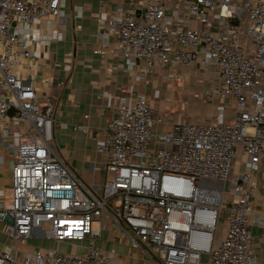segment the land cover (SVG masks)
<instances>
[{"label":"built area","instance_id":"2783aa9c","mask_svg":"<svg viewBox=\"0 0 264 264\" xmlns=\"http://www.w3.org/2000/svg\"><path fill=\"white\" fill-rule=\"evenodd\" d=\"M99 2L114 9L97 14L98 37L104 48L115 46L136 83L155 68L173 79L177 69L200 63L206 74L200 103L233 99L239 109L230 122L179 121L164 133L154 130L162 120L145 93L121 97L108 123L94 130L101 180L90 187L51 147L56 104L49 98L41 104L31 80L14 74L32 58L33 45L61 41L52 24L81 19L83 6L0 0V128L15 130L11 138L18 140L4 143L14 164L0 222L12 244L0 253V264H113L96 245L108 221L146 264H260L249 227L252 171L264 162V0ZM240 155L247 186L234 181L227 198ZM220 222L224 235L216 239ZM37 229L46 240L85 243V250L38 251L19 263L16 246Z\"/></svg>","mask_w":264,"mask_h":264},{"label":"crops","instance_id":"0c3cea01","mask_svg":"<svg viewBox=\"0 0 264 264\" xmlns=\"http://www.w3.org/2000/svg\"><path fill=\"white\" fill-rule=\"evenodd\" d=\"M69 5L83 6V17L77 20L68 19L65 25L52 24V29H58L62 33V40L52 42L49 46L37 44L38 48L33 45L32 58L27 61L22 60L21 65L14 70V74L21 79L31 80L41 104L47 98L56 104L53 133L54 140L56 139L61 147L60 154L84 183L96 187L101 180V174L95 173V169L102 159L94 152V130L103 128L108 123L118 100L121 97H134L142 92L147 95L154 110L151 100L156 90L154 86H159L158 91L166 95L165 91L171 90L170 84L177 80H186L190 85H187L189 91H196L195 99L200 103L199 94L206 88V83L203 82L206 74L205 68L200 63L192 68L177 69L173 79L166 78L164 72L155 68L144 76L141 83H136L135 71L126 70L115 46L109 45L104 48V41L98 37L96 16L101 11L114 9V5L103 6L99 0H69ZM66 12L69 13V8ZM190 25L197 27L198 24L194 21ZM99 50L102 52L101 55H93V52ZM59 82H63L64 85L59 87ZM193 87L196 89L194 90ZM149 90L152 91L150 96L147 94ZM200 105L199 117L196 119L205 120L204 122L212 120L216 123L230 122L239 109L233 99L226 102L214 99L208 104ZM161 119L163 125H157L158 129L155 127L154 130L168 132L174 123L166 122V119L171 118ZM76 125H88L91 130L89 133H80L74 130ZM14 131L0 128V202L4 204H8L10 200V173L14 164L13 151L4 143L14 146L18 144L17 139L11 138ZM68 147L72 150V154L66 151ZM247 170L245 157L240 155L234 162L233 172L227 184L228 188L230 186L227 198L233 195L231 190L234 188V181L247 186V183L242 181V175ZM263 172L264 162L252 171L250 197L252 223L249 227L254 253L260 264H264ZM220 227L223 230L221 239L224 235V226ZM11 244L12 241L6 235L5 225L0 222V253L8 251ZM96 245L103 252L114 257L113 264H146L143 253L130 250L112 222H107ZM16 247V258L20 263L24 256L38 251L54 250L63 254L79 255L84 252L85 243L49 241L44 239L40 229H37L29 240L19 243Z\"/></svg>","mask_w":264,"mask_h":264},{"label":"rangeland","instance_id":"374dc122","mask_svg":"<svg viewBox=\"0 0 264 264\" xmlns=\"http://www.w3.org/2000/svg\"><path fill=\"white\" fill-rule=\"evenodd\" d=\"M38 48L39 45H36ZM188 82L186 80H180L175 81L173 84H170L171 90L167 89L166 95L159 92L158 89L159 86H154L156 90H154V94L151 98L153 104H154V112H155V118H171L166 119V122H179L180 120H195L199 117V110L200 104L195 99L196 91H189L190 85H188ZM166 86V85H165ZM197 87V86H196ZM196 87H193L195 90ZM160 90V89H159ZM152 91H148V95H152ZM159 94V95H158ZM162 120V119H161ZM202 120V119H201ZM175 121V122H174ZM203 122L205 120H202ZM166 124V123H165ZM161 126L163 125L160 124ZM159 126V125H158ZM158 126L156 128L158 129ZM57 140H53L51 143V147L55 150L56 153L60 154L61 147L57 144ZM70 154H72V150L68 147L66 149ZM66 161V160H65ZM230 190V186L228 188ZM222 224L221 222L218 224V229L216 232V239L220 238V236L223 233L222 228L220 227ZM204 262L205 258H203Z\"/></svg>","mask_w":264,"mask_h":264},{"label":"water","instance_id":"95a60500","mask_svg":"<svg viewBox=\"0 0 264 264\" xmlns=\"http://www.w3.org/2000/svg\"><path fill=\"white\" fill-rule=\"evenodd\" d=\"M234 24H236V23H234ZM41 110H42V115H46L48 110H49V106L42 107Z\"/></svg>","mask_w":264,"mask_h":264}]
</instances>
